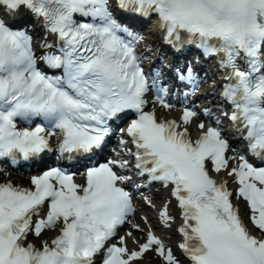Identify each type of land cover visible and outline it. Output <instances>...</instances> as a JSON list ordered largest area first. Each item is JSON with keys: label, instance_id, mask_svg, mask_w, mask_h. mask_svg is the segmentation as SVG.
I'll return each mask as SVG.
<instances>
[{"label": "snow or ice", "instance_id": "snow-or-ice-1", "mask_svg": "<svg viewBox=\"0 0 264 264\" xmlns=\"http://www.w3.org/2000/svg\"><path fill=\"white\" fill-rule=\"evenodd\" d=\"M117 6L158 14L176 51L196 44L205 56H219L227 81L222 97L231 111L214 125L200 120L196 139L189 126L200 114L193 108L184 107L180 121L158 116L156 105L174 107L169 88L162 72H145L137 51L143 36L115 16L111 0H0V159L40 156L51 151L53 138L61 154H94L112 125L129 114L134 118L120 131L135 148L122 138L128 158L89 167L83 184L60 167L33 176L34 188L0 182V264H138L149 251L163 264H180L150 226L133 225L146 231L135 249L119 236L138 210L132 189L153 183L170 187L182 210L179 247L191 264H264V238L252 233L233 203L234 197L246 201L252 224L264 231V166L244 153L228 156L232 149L221 124L231 122L254 156L264 154V0H117ZM22 9L40 21L42 44L20 22ZM42 63L62 74H48ZM197 79L191 65L177 70L178 81ZM205 115L213 113L205 109ZM18 120L29 127H18ZM35 120L41 122L31 127ZM119 169L135 170L147 181L130 187L131 178ZM222 171L237 183L235 193L213 175ZM141 197L154 207L150 197ZM158 216L171 226L167 203ZM46 230L59 235L39 247L30 242Z\"/></svg>", "mask_w": 264, "mask_h": 264}, {"label": "bare ground", "instance_id": "bare-ground-1", "mask_svg": "<svg viewBox=\"0 0 264 264\" xmlns=\"http://www.w3.org/2000/svg\"><path fill=\"white\" fill-rule=\"evenodd\" d=\"M124 151V150H123ZM23 177H21V176H19V175H13V179H22ZM157 196H155L154 194H152V200H153V202H155V198H156ZM162 202H164V200H161ZM145 216L148 218L147 219V221L146 222H148V223H150L151 225L153 224V215H151L149 212H148V215H146L145 214ZM144 216V217H145ZM138 217V216H137ZM52 231L53 230H47L44 234H42L41 235V239L42 240H49L50 239V236H51V233H52ZM163 233V235H165V233L164 232H162ZM135 237H139L140 235H141V237H142V239H145V237H144V235L143 234H141V232H136V233H134L133 234ZM126 237V243L127 242H130L131 241V237H128V236H125ZM155 255L156 256H158L156 253H155ZM148 259L149 258H147V255L142 259V260H140L139 261V264H158V263H156L153 259H149V261H148ZM161 264V263H160ZM163 264V263H162Z\"/></svg>", "mask_w": 264, "mask_h": 264}, {"label": "rangeland", "instance_id": "rangeland-1", "mask_svg": "<svg viewBox=\"0 0 264 264\" xmlns=\"http://www.w3.org/2000/svg\"><path fill=\"white\" fill-rule=\"evenodd\" d=\"M148 255V257L147 258H149V259H155L154 261L156 262V263H158L159 262V260L157 259V258H154L153 256H152V254L150 253V254H147ZM149 259H148V261H149ZM138 264H139V262H138Z\"/></svg>", "mask_w": 264, "mask_h": 264}]
</instances>
